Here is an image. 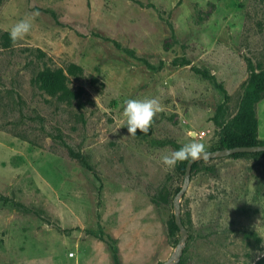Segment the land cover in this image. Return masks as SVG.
<instances>
[{
  "label": "rangeland",
  "instance_id": "1",
  "mask_svg": "<svg viewBox=\"0 0 264 264\" xmlns=\"http://www.w3.org/2000/svg\"><path fill=\"white\" fill-rule=\"evenodd\" d=\"M33 12L29 35L0 43V264H158L177 242L166 221L182 180L161 156L242 132L248 75L264 67V0H0V33ZM68 63L82 69L68 79L79 102L30 84ZM145 97L163 110L131 136L123 101ZM254 111L264 141V96ZM179 208L176 264H254L264 154L198 162Z\"/></svg>",
  "mask_w": 264,
  "mask_h": 264
},
{
  "label": "trees",
  "instance_id": "2",
  "mask_svg": "<svg viewBox=\"0 0 264 264\" xmlns=\"http://www.w3.org/2000/svg\"><path fill=\"white\" fill-rule=\"evenodd\" d=\"M9 34L6 32L0 33V43L2 47H6L9 42ZM82 74V69L79 65L74 63H68L64 69L61 68H49L43 67L37 70L30 78V84L38 90L44 92L49 96L55 97L59 102L70 104L72 101L79 102L81 95V89H71L68 86L69 76L78 78ZM223 94L225 91L221 89ZM264 96V67L258 72L250 71L246 88L243 96L240 99L239 111L242 116V132H231L224 131L219 138L218 148H230L234 146H252L257 144H264V141H260L257 138V121L255 117L254 104ZM243 154H264V151L258 152H237L229 156L235 157ZM203 160L195 161L191 164V171L198 162ZM186 161L180 162L178 169L182 176L183 167ZM179 187L175 188L174 192ZM175 194V193H174ZM173 194V195H174ZM166 229L168 233L177 231L176 226L173 223L172 215L166 221ZM254 264H264V257L256 260Z\"/></svg>",
  "mask_w": 264,
  "mask_h": 264
},
{
  "label": "clouds",
  "instance_id": "3",
  "mask_svg": "<svg viewBox=\"0 0 264 264\" xmlns=\"http://www.w3.org/2000/svg\"><path fill=\"white\" fill-rule=\"evenodd\" d=\"M38 12L28 14L27 17L18 20L8 29L12 42L24 39L30 34L32 21L38 16ZM163 110L160 100L156 97L127 98L123 101V116L126 118L125 126L131 136H136L137 131L148 134L154 117ZM206 146L202 142H188L174 150H169L161 156V162L167 168H174L178 162L207 159ZM264 247V244H262ZM256 259L264 257V252H257Z\"/></svg>",
  "mask_w": 264,
  "mask_h": 264
},
{
  "label": "water",
  "instance_id": "4",
  "mask_svg": "<svg viewBox=\"0 0 264 264\" xmlns=\"http://www.w3.org/2000/svg\"><path fill=\"white\" fill-rule=\"evenodd\" d=\"M208 153L207 159H217L229 156L237 152H258L264 151V144H257L252 146H234L230 148H214L212 150H206ZM198 160H204V158L197 160L186 161L183 167L182 180L178 190L171 198V208H172V218L173 223L176 226L179 234L177 237V242L174 246L173 252L168 256L167 259L159 262L158 264H176L181 254V247L185 241L186 229L184 228L180 219V208L179 200L180 196L185 192L190 178V168L191 164Z\"/></svg>",
  "mask_w": 264,
  "mask_h": 264
},
{
  "label": "bare ground",
  "instance_id": "5",
  "mask_svg": "<svg viewBox=\"0 0 264 264\" xmlns=\"http://www.w3.org/2000/svg\"><path fill=\"white\" fill-rule=\"evenodd\" d=\"M194 135V133H192Z\"/></svg>",
  "mask_w": 264,
  "mask_h": 264
}]
</instances>
